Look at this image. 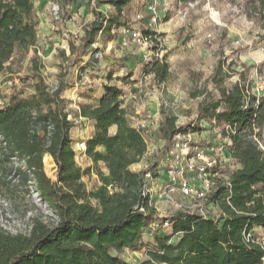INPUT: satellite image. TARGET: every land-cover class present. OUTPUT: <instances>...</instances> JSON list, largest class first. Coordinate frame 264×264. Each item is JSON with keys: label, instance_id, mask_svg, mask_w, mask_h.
<instances>
[{"label": "trees", "instance_id": "trees-1", "mask_svg": "<svg viewBox=\"0 0 264 264\" xmlns=\"http://www.w3.org/2000/svg\"><path fill=\"white\" fill-rule=\"evenodd\" d=\"M131 1L98 0L99 4L114 6L116 15L105 17L93 8L96 18L85 29V43L92 46L100 33L120 26L122 11ZM242 7L250 19L264 23V0H244ZM38 25L34 0H0V73L12 69L17 50L36 46ZM225 65L226 58H220L195 95L201 97L195 124L179 126L176 116L161 110L159 128L166 146L179 131L200 130L203 120L215 121L213 124L229 138L230 156L239 167L229 175L230 185L220 180L211 197L220 208L218 218L182 211L160 216L151 195L143 193L146 172L131 169L146 156L147 141L133 125L118 86L105 85L98 104L81 110L83 117L96 121L95 134L86 142L85 152L97 167L102 161L107 168L105 172L99 167L100 184L92 190L83 175L93 167L83 169L76 161L71 137L75 124L62 96L65 82L60 80L50 91L39 77L33 97L14 94L0 109V134L7 140L9 158L15 153L27 155L40 194L58 220L51 225L34 218L25 235L0 229V264H133L122 252L144 247L148 249L147 259L135 264H264V241L252 233L255 227L264 228V149L254 138L264 133V96L255 106L258 98L252 94L245 107V85L236 82L228 86L226 80L231 74ZM145 72L162 85L170 75L166 56L146 64ZM42 104L49 106L45 113L38 111ZM113 125L117 131L112 135L109 129ZM46 154L56 167L55 181L44 171ZM158 221L162 226L165 222L171 225V233L155 234L154 242L144 241L145 229ZM178 234L181 239L172 243Z\"/></svg>", "mask_w": 264, "mask_h": 264}, {"label": "rangeland", "instance_id": "rangeland-1", "mask_svg": "<svg viewBox=\"0 0 264 264\" xmlns=\"http://www.w3.org/2000/svg\"><path fill=\"white\" fill-rule=\"evenodd\" d=\"M147 1L149 0H139L136 5L126 7L121 25L97 36L96 43L104 51V58L96 69L110 59L116 60L112 66L117 70L126 66L131 68L122 62L128 56L126 50L130 52L138 50L141 57L145 51L149 52L147 47L137 43L123 47L120 43V30L138 26L137 15L140 13L148 17L151 8H155L159 21L157 32L161 39L160 51L166 56L169 78L160 85L153 74L146 73L143 76L144 70H141V74L138 71L137 77L131 82H138L142 78L140 88L123 87L122 95L127 96L122 97V100L130 114L141 116L138 117L137 124L141 120H149L151 123L150 131L146 134L147 154L141 162L132 167L136 171L152 172L148 180L153 195L156 196L161 183L158 180L159 174L155 173L162 169V155L168 147L161 133H158L159 121L162 119L161 110L176 116L179 126L195 124L198 119L197 107L201 100V97L195 95L204 87L205 80L212 75L220 58H226L225 70L231 74L226 80L228 86L241 82L254 94L264 92V23L247 16L242 7L244 0H152L149 9H145ZM34 2L39 20L38 42L27 51L17 50L12 69L0 73V109L7 106L16 93L27 98L33 97L36 94L39 77L44 79L50 91L57 88L60 80H63L66 86H72L77 77V82L81 84L78 71L90 69L89 65L82 64L91 50V46L85 43L83 37L87 26L96 18L93 8L101 10L105 17L116 15L114 7L111 6L107 11L105 8L108 6L99 4L98 0H34ZM57 3L60 6L62 20H56L52 13L53 4ZM109 40L113 45L106 50ZM70 42L74 47H71L68 55L61 46L62 43ZM122 50L124 53L117 55ZM131 70L134 72L136 69ZM210 89H213L211 84ZM140 107H143V110L137 114L136 110ZM48 109L49 106L42 104L38 111L45 113ZM200 126L201 129L198 130L200 144L210 147L213 157H223L222 172L228 177L237 167V163L228 154L229 138L224 137L222 129L211 122L200 123ZM38 127L42 130L41 125ZM84 128L85 125L83 128L71 130L78 164L88 156L87 152H81L78 144H75L80 143L82 137L79 134L84 132ZM256 132H259V128H256ZM224 139L229 143L227 147L224 146ZM259 139L264 144V133ZM222 146L223 148H220ZM43 162L47 176L54 181L57 180L56 167L50 155L46 154ZM152 166L154 169L149 170ZM92 167V170L83 175L89 190L99 186L97 170L102 165ZM159 200H156L155 207L162 218L175 213L174 206L165 200ZM220 212L217 205L206 209L207 215L212 218H218ZM34 218L51 225L58 220L54 209L42 198L33 173L21 169L20 164L13 163L6 153L0 158V229L10 234L25 235L29 233ZM161 223L157 222L156 230L163 229L165 234L172 230L171 225L162 226ZM252 233L264 241L263 227H255ZM122 256L129 262L142 259L141 252H134L129 248L122 252Z\"/></svg>", "mask_w": 264, "mask_h": 264}, {"label": "built area", "instance_id": "built-area-1", "mask_svg": "<svg viewBox=\"0 0 264 264\" xmlns=\"http://www.w3.org/2000/svg\"><path fill=\"white\" fill-rule=\"evenodd\" d=\"M148 17L143 14H138V26L124 28L120 43L123 47L131 43H137L141 46L147 47L149 52L143 53V60L146 64H150L157 59L163 57L160 51V34L157 32L158 14L155 8H151ZM52 13L56 20H62L61 10L59 4H53ZM62 49L65 51L70 50V43H62ZM153 48H157L154 51ZM104 58V51L97 45L92 44L89 55L86 58L85 65L90 68H97L101 65ZM79 81L82 82L87 77V70L80 69L78 71ZM11 83V81H10ZM254 94L246 88V102L245 107L250 103V97ZM257 100L254 105L257 106L259 98L264 96V92L254 94ZM35 116V114H34ZM205 122L204 120L201 123ZM208 122V121H206ZM215 123V121H212ZM202 125V124H201ZM49 125V129H51ZM142 131L144 136L149 133L151 123L149 120H141L136 126ZM234 133V129L230 126L227 127ZM198 131L191 128L179 131L174 134L162 158L163 167L155 174H159L158 180L161 182L160 189L157 193L159 199L165 200L175 207L176 212L182 211L187 213H197L205 217H210L206 213L209 206H216L215 202L211 200L212 195L217 189L220 180H224L227 185L229 183V176H224L222 172L223 157L215 158L212 156V149L198 140ZM259 145L264 149V144L257 135H254ZM225 140V145L229 143ZM227 143V144H226ZM81 152L86 151V142L78 144ZM210 148V149H209ZM220 148H223L220 147ZM8 151V143L5 137L0 134V158ZM230 155V153H229ZM13 163L20 164L21 169L31 172L28 167V157H22L18 153L10 157ZM21 161V162H19ZM17 171V168H15ZM152 172H146V185L143 193L150 194L151 199L154 197L152 186L149 183V178ZM153 202V201H152ZM165 225H169L165 222Z\"/></svg>", "mask_w": 264, "mask_h": 264}, {"label": "crops", "instance_id": "crops-1", "mask_svg": "<svg viewBox=\"0 0 264 264\" xmlns=\"http://www.w3.org/2000/svg\"><path fill=\"white\" fill-rule=\"evenodd\" d=\"M136 1H138V2H136ZM153 1L152 0L147 1L145 4V6H147V7L145 9H149V7L153 3ZM136 3H139V0L131 1L127 6L124 7L122 14L124 13V10L126 9V7L134 6V5H136ZM103 5L106 7L108 6V8H105L107 11L112 6L111 4H108V3H103ZM112 7H114V6H112ZM103 16H104V14H103ZM107 17H109V16H107ZM66 26H68V25H66ZM123 30H124V28L120 30L121 35H122ZM121 35H120V38H121ZM37 42H38V40H37ZM112 45H113L112 41L109 40L107 43V46H106V50L109 49L110 47H112ZM65 52L68 55H70L69 54L70 50H69V52L68 51H65ZM138 52H139L138 50L137 51L132 50L131 52H130V50H128V51L126 50V52H125L128 54V56L125 57L122 62H125L131 68H127V66H126V67H123V68H120L119 70H117L114 66H112L113 62H115L116 60L110 59L109 61H106L105 63H103L102 67H100L99 69H96V68H94V70H93V68L87 69V77L85 79V82H81V84L78 83L77 77H76L74 85L66 86L67 89H65L63 91L62 96L67 99V102H68L67 110L69 112V118L75 124V126L73 128H80V127L83 128L84 125L86 126V128H84V132L79 134L82 137L80 143L81 142H87L89 139H91L93 137V135L95 134V131H96V121L93 119H89L87 117H83L81 115V110L83 107L96 106L98 104L99 100L105 94V88H104L105 85L112 84V85L118 86L121 89L123 87H126V86H130L132 89L140 88L142 78H140L138 82H131V81H134L135 77H137L136 73L138 71H140V74H141V70L142 71L144 70V72H142V75L144 76L146 74V72H145L146 63L142 62L143 60H142L141 54H138ZM123 53H124V51L122 50L117 55H121ZM84 63H85V61H83L82 64H84ZM126 69H128V70L125 71ZM130 69H136V70L134 72H132V70L130 71ZM77 71H78V69L76 70V72ZM93 88H96V90H91ZM70 90H72V91H70ZM125 96H127V94L122 95V97H125ZM123 106L126 107V109L128 110V107L126 106L124 101H123ZM141 110H143V107H140L138 110H136V113L139 114ZM128 112H129V110H128ZM148 116H150V115H148ZM130 117H131L133 125L136 126V124H137L136 121L138 120V117H141V116L136 117V116L130 114ZM161 120L162 119H160V121H159V128L161 125ZM116 131H117L116 125L111 126L109 129V132L112 135L115 134ZM158 133H160V132H158ZM71 137H72L73 143H74L75 141H74V136L72 134V131H71ZM75 144H79V143L76 142ZM74 149L76 150V148H74ZM99 150L104 152L105 148L99 147ZM229 153L230 152L228 149V154ZM44 158H45V156H44ZM79 165H81L82 168L85 169V168H89V167L94 166L95 162L92 158L87 156L86 158H84L83 162H79ZM99 165H102L101 168L105 172H107V168H106V165L104 162H102V161L99 162ZM132 166H131V169L134 170ZM237 167H239L238 164H237ZM134 171H136V170H134ZM231 172H230V174H231ZM154 198L152 199V201L155 204L157 202L156 200H159V198L157 197V195L154 196ZM159 201H161V200H159ZM175 213H176V211H175ZM173 214H171V215H173ZM220 214H221V212H220ZM208 218H212V217H208ZM156 227H158L157 223H153L152 225H150V227H147L145 229L146 231H144V234H143V240L144 241L154 242V235L155 234H160L161 236H165V235L171 233V231H169L168 233L165 234L163 229H160V232H158L159 228L156 230ZM180 239H181V235L178 234L172 238L171 242L177 243ZM133 251L134 252H137V251L141 252L142 259H140L136 262H130V263H133V264L140 263V262L144 261L145 259H147L148 249L146 247H144L141 250H133ZM126 261L129 262V260H126Z\"/></svg>", "mask_w": 264, "mask_h": 264}]
</instances>
